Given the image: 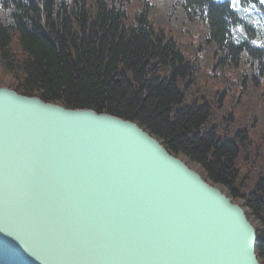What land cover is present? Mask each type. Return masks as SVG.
Listing matches in <instances>:
<instances>
[{"label":"water","instance_id":"1","mask_svg":"<svg viewBox=\"0 0 264 264\" xmlns=\"http://www.w3.org/2000/svg\"><path fill=\"white\" fill-rule=\"evenodd\" d=\"M256 238L137 123L0 86V264H261Z\"/></svg>","mask_w":264,"mask_h":264},{"label":"trees","instance_id":"2","mask_svg":"<svg viewBox=\"0 0 264 264\" xmlns=\"http://www.w3.org/2000/svg\"><path fill=\"white\" fill-rule=\"evenodd\" d=\"M127 1L0 0V86L138 123L241 202L264 264V177L251 185L238 173V143L210 128L215 110L187 87L194 66L161 18L175 14L196 23L204 44L225 54L223 66L245 71L247 57L256 68L255 86L264 82V36L229 0H174L166 12H152L158 0H144L132 17ZM216 101H222L219 93Z\"/></svg>","mask_w":264,"mask_h":264},{"label":"rangeland","instance_id":"3","mask_svg":"<svg viewBox=\"0 0 264 264\" xmlns=\"http://www.w3.org/2000/svg\"><path fill=\"white\" fill-rule=\"evenodd\" d=\"M173 1L158 0L153 3L155 7L152 12L168 11V6ZM234 1V8L239 15L256 27L258 35L264 36V25L259 22L262 8L259 7L258 2L247 3L244 0L242 4V2L237 3L238 0ZM143 3L144 0H128L124 10L132 17L141 10ZM261 3L264 4V0H261ZM161 19L174 31L181 50L191 66H194L192 73L194 76L191 77L187 87L194 96L198 99L202 97L215 110L209 124L210 128L221 137L228 134V137L235 139L240 150L237 171L245 180L249 178L251 185L254 184L257 179L264 177V82L262 81L261 86L250 83L251 74H255L256 68L249 66L247 57L245 71L244 68L234 69L232 65L223 66L220 60L225 54L220 55V50L204 44L201 37L204 35V30L197 29L196 23L189 24L175 14ZM234 37L238 40V33L235 32ZM218 93L222 96V101L219 103L216 101ZM181 159L203 176L198 164L184 156H181ZM235 202L241 204L239 201Z\"/></svg>","mask_w":264,"mask_h":264},{"label":"bare ground","instance_id":"4","mask_svg":"<svg viewBox=\"0 0 264 264\" xmlns=\"http://www.w3.org/2000/svg\"><path fill=\"white\" fill-rule=\"evenodd\" d=\"M68 108V107H67ZM102 113H105V112H102ZM136 123V122H135ZM138 124V123H137ZM139 125V124H138ZM154 137V136H153ZM155 139H157L160 143H161V145H163V143L161 142V140H159L158 138H156L155 137ZM164 146V145H163ZM165 147V146H164ZM166 148V147H165ZM167 149V148H166ZM168 150V149H167ZM169 151V150H168ZM169 153H171L170 151H169ZM176 156V155H175ZM177 157H180L181 158V156H177ZM183 160V159H182ZM184 161V160H183ZM187 165H188V163L186 162V161H184ZM212 184V183H211ZM215 185V184H214ZM221 188V187H220ZM225 193H226V191H224ZM227 195H228V193H226Z\"/></svg>","mask_w":264,"mask_h":264}]
</instances>
